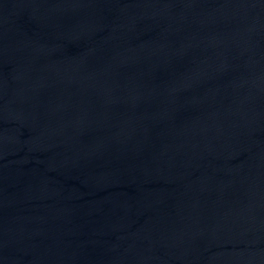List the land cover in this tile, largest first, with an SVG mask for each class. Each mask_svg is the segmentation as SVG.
Returning a JSON list of instances; mask_svg holds the SVG:
<instances>
[{
	"label": "water",
	"instance_id": "obj_1",
	"mask_svg": "<svg viewBox=\"0 0 264 264\" xmlns=\"http://www.w3.org/2000/svg\"><path fill=\"white\" fill-rule=\"evenodd\" d=\"M0 264H264V0H0Z\"/></svg>",
	"mask_w": 264,
	"mask_h": 264
}]
</instances>
